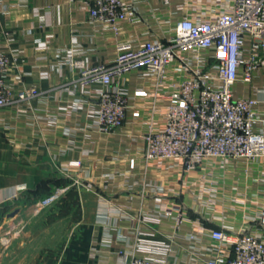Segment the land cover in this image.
<instances>
[{"label":"crops","instance_id":"crops-1","mask_svg":"<svg viewBox=\"0 0 264 264\" xmlns=\"http://www.w3.org/2000/svg\"><path fill=\"white\" fill-rule=\"evenodd\" d=\"M126 1L136 17L115 32L106 23H90L84 1L0 0V41L13 35L6 45L14 57L6 80L38 90L25 102L0 108V224L6 228L21 217H31L27 225L35 222V203L45 197L34 193L41 180L58 181L52 192L66 187L61 196L78 190L80 199V206L65 207L69 221L37 226L38 240L49 225L52 237L61 235L53 258L22 252L33 240L27 230L30 239L8 252L0 248V264H129L134 255L207 264L230 251L211 238L212 229L264 234V155L207 158L189 171L178 159L144 158V136L163 126L167 96L184 77L177 60L160 81L141 71L128 74L121 84L125 118L114 130L100 131L101 87L80 85L72 60L109 62L120 42L170 37L180 15L203 18L220 7V0ZM234 92L260 99L255 127L264 134V65L249 85L237 81ZM75 213L78 218L70 220ZM138 239L153 246L139 249Z\"/></svg>","mask_w":264,"mask_h":264},{"label":"built area","instance_id":"built-area-1","mask_svg":"<svg viewBox=\"0 0 264 264\" xmlns=\"http://www.w3.org/2000/svg\"><path fill=\"white\" fill-rule=\"evenodd\" d=\"M88 4V21L108 24L115 32L120 23L132 22L135 8L126 0H80ZM168 2V0H164ZM4 10L0 9V13ZM0 41V108L16 105L36 95L35 86L16 88L7 82L14 57ZM109 62L86 65L72 60L77 81L84 87H101L97 103L98 127L110 132L119 127L126 114L127 94L121 86L131 72L141 71L156 81L167 66L177 60L184 72L168 94L163 126L148 130L143 156L147 160L178 159L185 171L200 166L207 158L255 160L264 155V134L256 129L260 99L252 93L235 94L237 81L250 84L264 65V0H220L212 14L199 18L182 14L174 33L163 39L140 44L118 43ZM79 162L74 161L77 165ZM59 189L39 199V211L54 203ZM15 224H0V248H7ZM211 238L228 244L230 251L216 255L207 264H264V234L243 230L233 234L212 229ZM139 249L151 244L138 239ZM129 264H165L148 255H134Z\"/></svg>","mask_w":264,"mask_h":264},{"label":"rangeland","instance_id":"rangeland-1","mask_svg":"<svg viewBox=\"0 0 264 264\" xmlns=\"http://www.w3.org/2000/svg\"><path fill=\"white\" fill-rule=\"evenodd\" d=\"M78 183V182H77ZM76 183V184H77ZM81 184V183H78ZM77 184V185H78ZM59 189V188H57ZM63 189H66V187H61L59 190L60 193H63ZM56 191V190H55ZM62 194H59V197L56 199V201L46 207H44L43 209L39 210V214L37 217H35V220L33 219V223L27 225V221L28 223H30V221L32 219H30L29 217L26 219L24 218H20L17 221L14 222L15 227L12 230V235L13 238L11 240L10 245L4 249V251L8 252L10 249H13L18 243L20 244V241L22 240H26V239H30L32 238V241H29L28 245L23 247L22 252L24 253H28L29 255L31 254H37V253H43V255H45V257H49V256H55L58 253V249H59V245L61 243L62 237L60 235V237L55 236L52 237L51 235L53 234V229L54 227L52 225H49L46 227V232H44L43 234H40V243L44 245V248H42L41 245H37L39 240L37 239V233H40V231H38L39 228H37V226H43V223L46 224H50L53 221L56 222H67L69 221V218L66 217V213L65 211V207L68 205H71L73 207H78L80 206V199L78 196V190H75V196L70 195V197H66V196H61ZM47 196V195H46ZM60 210V212H55L54 210L58 209ZM55 212V213H54ZM65 213V214H64ZM78 214H72L70 215V220H76ZM75 217V218H74ZM30 219V221H29ZM30 230V238L26 237V231ZM51 233V235H50ZM38 241V242H37ZM39 243V244H40ZM22 249V248H21ZM33 257V256H32ZM52 261H47L45 262V264H51ZM29 264V263H28Z\"/></svg>","mask_w":264,"mask_h":264},{"label":"trees","instance_id":"trees-1","mask_svg":"<svg viewBox=\"0 0 264 264\" xmlns=\"http://www.w3.org/2000/svg\"><path fill=\"white\" fill-rule=\"evenodd\" d=\"M52 184H58V181L50 182L49 180H41L37 183L34 193H42L44 196L49 195L52 193Z\"/></svg>","mask_w":264,"mask_h":264}]
</instances>
